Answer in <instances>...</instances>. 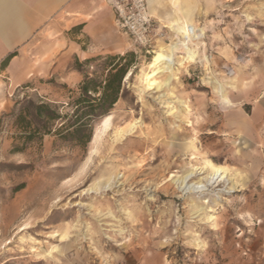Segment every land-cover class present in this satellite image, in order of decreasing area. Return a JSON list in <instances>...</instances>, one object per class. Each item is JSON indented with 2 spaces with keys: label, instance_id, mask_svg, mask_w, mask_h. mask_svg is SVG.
<instances>
[{
  "label": "rangeland",
  "instance_id": "obj_1",
  "mask_svg": "<svg viewBox=\"0 0 264 264\" xmlns=\"http://www.w3.org/2000/svg\"><path fill=\"white\" fill-rule=\"evenodd\" d=\"M190 2L197 17L171 42L148 52L126 37L137 57L107 116L23 152L6 121L0 264H264V0ZM57 32L0 72V117L25 94L73 114L84 74L63 37L76 33ZM210 164L223 173L207 190L178 188L192 169L207 184Z\"/></svg>",
  "mask_w": 264,
  "mask_h": 264
},
{
  "label": "crops",
  "instance_id": "obj_2",
  "mask_svg": "<svg viewBox=\"0 0 264 264\" xmlns=\"http://www.w3.org/2000/svg\"><path fill=\"white\" fill-rule=\"evenodd\" d=\"M180 1L175 4L173 0H148L157 28L152 47H157L161 42H171V26L175 22L183 23L188 20L192 24L196 19V6L190 0ZM111 2L112 0H0V72L10 68L19 57L21 45L30 41L37 43L41 31L48 34L57 29L64 33L75 26L80 27L74 37H63L66 57L76 55L86 58L97 53H122L127 48L126 37L129 41L131 39L117 25ZM11 53L15 55L3 67L2 62Z\"/></svg>",
  "mask_w": 264,
  "mask_h": 264
},
{
  "label": "trees",
  "instance_id": "obj_3",
  "mask_svg": "<svg viewBox=\"0 0 264 264\" xmlns=\"http://www.w3.org/2000/svg\"><path fill=\"white\" fill-rule=\"evenodd\" d=\"M79 28L75 26L70 32L76 33ZM14 55L15 53H11L2 62V66ZM136 57L133 51L97 53L81 60L77 57L75 68L84 76L76 95L69 103L74 107L73 114L63 113L55 103L29 94L16 99L12 108L0 117V130L6 121H11L15 128L12 151L23 152L31 143L41 142L49 134L66 138L77 131L83 116H107L122 95L124 81L131 72ZM95 66L102 68L93 75L85 71V67ZM27 86L29 85H25ZM90 139L91 135L86 142Z\"/></svg>",
  "mask_w": 264,
  "mask_h": 264
},
{
  "label": "built area",
  "instance_id": "obj_4",
  "mask_svg": "<svg viewBox=\"0 0 264 264\" xmlns=\"http://www.w3.org/2000/svg\"><path fill=\"white\" fill-rule=\"evenodd\" d=\"M117 25L135 46L150 51L155 31V21L149 10L148 0H112Z\"/></svg>",
  "mask_w": 264,
  "mask_h": 264
},
{
  "label": "bare ground",
  "instance_id": "obj_5",
  "mask_svg": "<svg viewBox=\"0 0 264 264\" xmlns=\"http://www.w3.org/2000/svg\"><path fill=\"white\" fill-rule=\"evenodd\" d=\"M185 17L187 19V16H185ZM190 41H191V37L189 35L188 36V42H190ZM177 47H178V44H174L171 46V51L169 52V55L171 56V58L175 57ZM192 157L195 158L194 155H192ZM210 166H211L213 171H211L212 173H209L207 184H202L200 182L190 183V181L197 175V170L192 169L189 172H187L183 176V178L180 179V181H178V180L175 181L176 183H178V188H181V190L185 191V192H189V191H193V192L202 191L203 192L204 190H207V186L209 185V183L211 184L214 179H218L221 176V174L223 173L222 167L216 166L214 164H210Z\"/></svg>",
  "mask_w": 264,
  "mask_h": 264
}]
</instances>
